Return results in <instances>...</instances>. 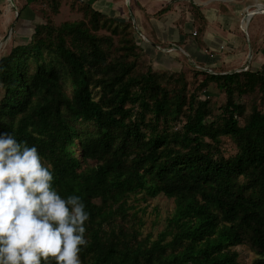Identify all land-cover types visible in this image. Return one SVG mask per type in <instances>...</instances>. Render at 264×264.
Instances as JSON below:
<instances>
[{"label":"trees","instance_id":"obj_1","mask_svg":"<svg viewBox=\"0 0 264 264\" xmlns=\"http://www.w3.org/2000/svg\"><path fill=\"white\" fill-rule=\"evenodd\" d=\"M48 2L58 13L60 0ZM91 4L71 0L80 18H46L0 54V133L37 148L62 198H82L81 264H240L239 244L264 264V64L193 65L203 77L189 90L183 69L146 64L129 20ZM210 82L225 94L217 108L198 92ZM223 136L235 153L222 152ZM158 194L174 210L154 238L141 236L130 199Z\"/></svg>","mask_w":264,"mask_h":264},{"label":"crops","instance_id":"obj_2","mask_svg":"<svg viewBox=\"0 0 264 264\" xmlns=\"http://www.w3.org/2000/svg\"><path fill=\"white\" fill-rule=\"evenodd\" d=\"M2 1L0 10L4 7ZM91 3L108 16L129 20L136 30L137 43L155 65L161 66L158 68L184 70L186 66L200 65L219 72L234 71L245 65L249 51L254 62L250 64L251 70L264 64V0H91ZM4 12L6 21H1L0 31L7 25L10 8L7 6ZM28 12L29 8L25 14ZM17 23H12L13 29L22 32L23 23L18 29ZM170 44L182 51L158 50ZM163 61L166 63L162 64Z\"/></svg>","mask_w":264,"mask_h":264},{"label":"clouds","instance_id":"obj_3","mask_svg":"<svg viewBox=\"0 0 264 264\" xmlns=\"http://www.w3.org/2000/svg\"><path fill=\"white\" fill-rule=\"evenodd\" d=\"M53 180L35 146L0 133V264H81L89 213Z\"/></svg>","mask_w":264,"mask_h":264},{"label":"rangeland","instance_id":"obj_4","mask_svg":"<svg viewBox=\"0 0 264 264\" xmlns=\"http://www.w3.org/2000/svg\"><path fill=\"white\" fill-rule=\"evenodd\" d=\"M25 0H13V3L11 0H3L2 6L3 10H0V23L1 21H6V18L4 17V10L8 6L10 8V15L7 18V25L5 28L1 29L0 31V43L2 44V48L0 50V54L7 52L8 49L15 43H24L27 40V37L29 35V32L32 30V27L35 23L45 21L46 18H51L55 23H59L64 20H75L81 17V14L78 11H75L71 9L70 3L71 0H60L59 10L58 13L54 14L51 11L50 5L48 0H37L31 4H29L28 8L30 12L28 14H25V11L23 10L20 14V19H29V20H15L16 16V10L20 6L23 5ZM15 6L16 8L12 7ZM260 7V6H259ZM257 7V9L259 8ZM27 9V8H26ZM247 17V16H246ZM31 19V20H30ZM15 21L17 23V29L21 28L20 24L23 23L22 32L16 31V28L10 31V25ZM15 25V24H14ZM247 26L243 27L244 31H247ZM6 37L5 39H3ZM176 45L170 44L168 46H164L163 48H159L160 51H166L164 49H172ZM182 51V50H180ZM161 54V53H159ZM167 54V53H166ZM251 52L249 51V55ZM246 57H248L246 55ZM252 57V55H251ZM151 58V57H150ZM149 57H145L146 64L150 62V65L155 68L157 71L164 70L160 65H155V63L152 62V60ZM157 58V57H156ZM148 61V62H147ZM252 60L251 58L247 60L245 59V65L237 68L238 70H244V68H250ZM166 63L165 61L162 62ZM254 63V62H252ZM236 69V70H237ZM169 70V69H168ZM209 72L212 73H218L219 71H214L213 69L206 68ZM170 71V70H169ZM185 77L188 82V89L189 90H197L196 86L198 83V80L203 77V75H195L194 69H191L190 67L184 68ZM232 71V70H231ZM230 72V71H227ZM222 73V71L220 72ZM200 97H209L211 100L215 103V107H219L221 104L225 101V94L222 90H219V88L215 85V83L210 82L208 86L204 90H199ZM255 96H260V92H255ZM2 94L1 88H0V96ZM264 98V94H263ZM239 102H243L247 105V110H249V105L251 103V99L247 97L246 95H241L240 98H238ZM259 101V99H258ZM220 110H215L214 114L219 113ZM180 125H177V127ZM221 148L222 152L227 156L235 153L236 148L233 144V142L227 137L223 136L221 137ZM72 149H74V152H78V146L75 144ZM141 196V195H140ZM130 202L135 203L136 209L138 210L137 214L141 218V236H144L146 234H150L153 238L156 236V234L161 231L166 224V219L171 216L173 210H174V201L172 198H169L163 194H158L155 197H145V199L140 198L137 201H132L130 199ZM234 250L238 252V261L240 264H251L253 259L255 258V253L245 244H239L233 247Z\"/></svg>","mask_w":264,"mask_h":264},{"label":"built area","instance_id":"obj_5","mask_svg":"<svg viewBox=\"0 0 264 264\" xmlns=\"http://www.w3.org/2000/svg\"><path fill=\"white\" fill-rule=\"evenodd\" d=\"M258 5H259V4H257L256 6L259 7ZM193 34H195V32H193ZM176 49H177V50H181L180 47H176V46H175V47H173L172 49H168V51H170V50H176ZM250 58H251V54L249 55L248 60H249ZM201 68H202V67H201ZM203 69H204V68H203ZM240 69H241V68H240ZM245 69H246V68H244V70H245ZM207 71H208V70H207ZM234 71H239V70L237 69V70H234ZM224 72H227V71H224Z\"/></svg>","mask_w":264,"mask_h":264},{"label":"water","instance_id":"obj_6","mask_svg":"<svg viewBox=\"0 0 264 264\" xmlns=\"http://www.w3.org/2000/svg\"><path fill=\"white\" fill-rule=\"evenodd\" d=\"M11 2L13 3V0H11ZM14 8H16V7L14 6ZM17 14H18V12H17V10H16V16H15V19H17ZM13 26H14V24H11L10 31L12 30ZM5 38H6V37H4L3 39H5Z\"/></svg>","mask_w":264,"mask_h":264},{"label":"bare ground","instance_id":"obj_7","mask_svg":"<svg viewBox=\"0 0 264 264\" xmlns=\"http://www.w3.org/2000/svg\"><path fill=\"white\" fill-rule=\"evenodd\" d=\"M253 11L254 10L250 11L251 13H248L247 16H249L250 14H252ZM1 48H2V44L0 43V50H1Z\"/></svg>","mask_w":264,"mask_h":264}]
</instances>
